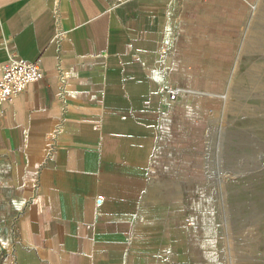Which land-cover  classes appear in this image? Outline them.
<instances>
[{"label":"crops","instance_id":"1","mask_svg":"<svg viewBox=\"0 0 264 264\" xmlns=\"http://www.w3.org/2000/svg\"><path fill=\"white\" fill-rule=\"evenodd\" d=\"M250 9L0 0V78L13 54L44 73L0 113V264H189L174 194L204 182L207 123Z\"/></svg>","mask_w":264,"mask_h":264},{"label":"rangeland","instance_id":"2","mask_svg":"<svg viewBox=\"0 0 264 264\" xmlns=\"http://www.w3.org/2000/svg\"><path fill=\"white\" fill-rule=\"evenodd\" d=\"M250 3L207 123L204 182L174 194V251L187 244L189 264H264V0Z\"/></svg>","mask_w":264,"mask_h":264},{"label":"built area","instance_id":"3","mask_svg":"<svg viewBox=\"0 0 264 264\" xmlns=\"http://www.w3.org/2000/svg\"><path fill=\"white\" fill-rule=\"evenodd\" d=\"M117 5L125 4L127 0H115ZM44 73L40 60L27 61L13 54L4 65L0 78V113L6 103L13 102L26 92L29 85L43 79ZM169 99L174 101L180 90L178 88H165L163 90Z\"/></svg>","mask_w":264,"mask_h":264}]
</instances>
